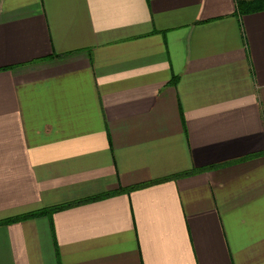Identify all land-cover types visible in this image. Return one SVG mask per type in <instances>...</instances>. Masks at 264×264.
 <instances>
[{"label":"crops","instance_id":"0c3cea01","mask_svg":"<svg viewBox=\"0 0 264 264\" xmlns=\"http://www.w3.org/2000/svg\"><path fill=\"white\" fill-rule=\"evenodd\" d=\"M236 1L0 0V264H264V9Z\"/></svg>","mask_w":264,"mask_h":264},{"label":"trees","instance_id":"16d2710c","mask_svg":"<svg viewBox=\"0 0 264 264\" xmlns=\"http://www.w3.org/2000/svg\"><path fill=\"white\" fill-rule=\"evenodd\" d=\"M236 5H237V11L240 14H244V13H248V12H253V11L264 9V0H237L236 1ZM173 82L175 83V79H173ZM200 170H202V169H200ZM200 170L192 169L191 171L183 173L182 175H177V177L186 176L188 174H192V173L198 172ZM170 178H176V177L172 176ZM170 178H168V179H170ZM164 180H166V179H164ZM158 181L159 180H156V181H153V182H158ZM161 181H163V180H161ZM143 185L144 184L131 187L129 190H132L134 188H138V187L143 186ZM102 196H104V195H102ZM102 196H100V195L99 196H95V197H92L90 199H85V201L92 200V199H99ZM85 201H83V202H85ZM80 203H82V201H78L76 203H67V204H63V205H57V206H52V207L41 208V209H38V210H35V211H32V212L25 213V214H23V215H21L19 217L6 219V220L1 221V222L2 223H8V222L17 221V220H20V219L33 218V217H36V216H42V215H48L49 216L53 212H56L58 210H62V209H65V208H69V207L78 205Z\"/></svg>","mask_w":264,"mask_h":264}]
</instances>
